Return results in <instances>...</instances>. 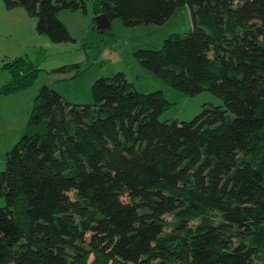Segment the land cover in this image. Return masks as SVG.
Returning <instances> with one entry per match:
<instances>
[{"label": "trees", "instance_id": "16d2710c", "mask_svg": "<svg viewBox=\"0 0 264 264\" xmlns=\"http://www.w3.org/2000/svg\"><path fill=\"white\" fill-rule=\"evenodd\" d=\"M3 2L54 42L73 41L60 11L86 4ZM93 2L127 26L163 24L188 5L192 29L135 58L224 104L162 121L164 93L138 91L124 71L95 80L92 104L42 85L0 172V264H264V0ZM3 69L5 94L38 73L28 58Z\"/></svg>", "mask_w": 264, "mask_h": 264}, {"label": "rangeland", "instance_id": "374dc122", "mask_svg": "<svg viewBox=\"0 0 264 264\" xmlns=\"http://www.w3.org/2000/svg\"><path fill=\"white\" fill-rule=\"evenodd\" d=\"M95 17L93 0H86L84 9H63L59 18L73 41L54 42L36 31L35 17L29 16L24 8L9 10L0 0V89L9 80L3 69L5 61L28 58L38 69L30 87L14 93H0V172L6 168L8 151L26 133L34 99L44 84L73 104H92L95 80L112 77L123 70L138 91L164 93L169 105L160 117L162 121H190L205 104H224L209 91L194 96L179 91L145 69L135 58L138 49L159 51L169 36L186 35L193 26L188 5L177 7L163 24L127 26L116 18L105 32L94 27ZM138 70L144 72L141 79L136 78ZM4 205L5 200L0 197V207ZM93 258L91 255L87 264H91ZM109 264L122 263L110 261Z\"/></svg>", "mask_w": 264, "mask_h": 264}, {"label": "water", "instance_id": "95a60500", "mask_svg": "<svg viewBox=\"0 0 264 264\" xmlns=\"http://www.w3.org/2000/svg\"><path fill=\"white\" fill-rule=\"evenodd\" d=\"M96 29L100 32H105L111 28V20L107 17L106 14H100L96 16Z\"/></svg>", "mask_w": 264, "mask_h": 264}, {"label": "crops", "instance_id": "0c3cea01", "mask_svg": "<svg viewBox=\"0 0 264 264\" xmlns=\"http://www.w3.org/2000/svg\"><path fill=\"white\" fill-rule=\"evenodd\" d=\"M122 71H123V70H122ZM124 72L126 73V71H124ZM126 74H127V77H128V73H126ZM142 76H144V72L138 70V72H137V74H136V78H137V79H141ZM128 79H129V77H128ZM129 80H130L133 84H135L134 81H132L131 79H129Z\"/></svg>", "mask_w": 264, "mask_h": 264}]
</instances>
